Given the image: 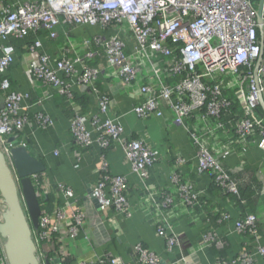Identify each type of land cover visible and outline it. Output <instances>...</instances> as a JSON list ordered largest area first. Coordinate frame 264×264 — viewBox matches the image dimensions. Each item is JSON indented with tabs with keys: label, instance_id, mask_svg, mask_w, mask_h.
Segmentation results:
<instances>
[{
	"label": "built area",
	"instance_id": "built-area-1",
	"mask_svg": "<svg viewBox=\"0 0 264 264\" xmlns=\"http://www.w3.org/2000/svg\"><path fill=\"white\" fill-rule=\"evenodd\" d=\"M260 1L35 0L2 5L0 150L19 191L20 178L11 150L24 147L30 152L21 136L29 122L46 129L53 126L54 120L43 110L30 117L22 104L26 95L11 87L6 72L15 57L12 40H22L40 31L54 40L58 37V28L68 25L100 27L109 34L85 37L83 55L76 53L71 45L59 58H52L42 50L43 44L38 38L24 47L28 74L34 81L53 87L70 104L74 103L71 79L95 95L96 113L88 116L75 111L70 119L75 145L79 148L98 145L107 149L118 143L131 172L143 183L149 168L160 156L142 138L124 136L118 117L111 113L109 96L95 84L101 70L89 62L101 57L122 87L137 89L139 100L133 107L135 114L147 120L161 118L168 112V121L183 127L196 148L197 172L208 173L220 194L239 198L240 188L231 170L225 167L224 158L228 154L243 153L251 145L264 151V0L261 22H258ZM47 96L42 93L38 102L42 103ZM235 106L238 111L233 110ZM175 163L180 165L185 161L177 157ZM179 169L175 166L170 176L175 184L173 191L164 189L158 191V199L155 195L152 197L157 206L167 211H173L179 203L193 209L202 203L200 192L191 182L182 180ZM29 178L40 206L38 225L32 228L37 258L40 264H65L74 255L75 239L83 230L86 212L77 204V193L69 185L51 184L45 171ZM85 195L94 199L101 211L112 209L122 217L132 215L127 177L111 174L105 160L99 167L97 183ZM229 218L227 212L219 214L220 220ZM259 224L257 213L237 217L235 231L251 236L252 241L235 256H219L213 264H258L256 254L264 259ZM155 225L157 235L165 239L167 251L181 249L183 240L178 233L167 232L161 222ZM3 245L0 235V264H8ZM198 245L224 250L227 242L215 230L206 229ZM132 251L144 264H173L164 262L140 243L132 245ZM181 257L183 260L185 255ZM77 264L126 263L104 254Z\"/></svg>",
	"mask_w": 264,
	"mask_h": 264
},
{
	"label": "crops",
	"instance_id": "crops-1",
	"mask_svg": "<svg viewBox=\"0 0 264 264\" xmlns=\"http://www.w3.org/2000/svg\"><path fill=\"white\" fill-rule=\"evenodd\" d=\"M21 1L35 0H0V7ZM58 33L54 40L48 39L42 31L36 35L30 34V39H25V42L13 39L15 57L6 75L13 90L26 95L22 104L27 108L30 117L43 110L54 120L53 126L46 129H39L29 122L23 128L21 136L27 141L30 152L45 163L49 182H63L73 188L77 193V204L86 212L83 230L75 239L74 255L70 264L104 254L116 257L126 264H144L132 251V245L137 243L156 253L166 263L213 264L219 256L231 258L245 246L248 247L252 237L237 233L234 220L250 212L257 213L259 217V242L264 245V193L261 190L264 186V151L256 145H251L243 153L228 154L224 158V165L231 170L244 194H241V201L220 194L213 188L208 173L197 172L196 148L183 127L168 121V112L161 118H139L133 111L134 104L139 100L137 89L122 87L113 70L105 65L101 57L89 62L101 70L95 84L99 91L109 96L112 103L111 113L118 117L124 136L142 138L155 147L160 156L149 168L148 177L143 183L131 172L118 143L107 149L98 145L89 148H79L75 145L70 134V119L75 111L86 113L88 116L96 113L95 95L71 79L74 103L70 104L71 101H66L53 87L34 81L28 74V57L24 46L38 38L42 41V50L52 58H59L71 45L76 53L83 55L86 48L82 40L85 37L106 35L109 31L100 27L73 28L62 25L58 28ZM42 93L48 96L39 103ZM2 104L3 97L0 92V106ZM54 151H58V154L55 155ZM177 157H181L185 163L176 164ZM102 160L107 162L111 174L127 177L128 202L132 212L130 217H122L112 209L101 211L96 201L85 195L87 189L99 179ZM76 163L77 167L74 166ZM175 166L180 168L182 180L191 182L200 192V206L193 209L179 203L173 211H167L153 202L154 195L158 199V191H173L175 184L170 176ZM59 202L62 203L63 200L59 198ZM222 212L230 215L229 220L219 219ZM160 222L167 232L171 230L180 235L183 240L181 249L166 250L164 237L156 233L155 223ZM206 229L215 230L226 240L227 247L224 250L209 246L199 247L200 236ZM182 255L185 257L180 260ZM255 260L258 264H264V259L258 254Z\"/></svg>",
	"mask_w": 264,
	"mask_h": 264
},
{
	"label": "water",
	"instance_id": "water-1",
	"mask_svg": "<svg viewBox=\"0 0 264 264\" xmlns=\"http://www.w3.org/2000/svg\"><path fill=\"white\" fill-rule=\"evenodd\" d=\"M262 3L263 0L257 12L258 22H261ZM11 154L20 178V191L0 150V200L4 204L0 235L4 239V251L8 264H40L32 237V228L38 225L40 206L29 176L45 171L46 165L24 147H14Z\"/></svg>",
	"mask_w": 264,
	"mask_h": 264
},
{
	"label": "trees",
	"instance_id": "trees-1",
	"mask_svg": "<svg viewBox=\"0 0 264 264\" xmlns=\"http://www.w3.org/2000/svg\"><path fill=\"white\" fill-rule=\"evenodd\" d=\"M252 3H255V2H258V0H250ZM25 39H30V38H25ZM25 39H23V40H19V41H24L25 42ZM16 41V40H15ZM27 42V41H26ZM28 42H29V40H28ZM23 43V42H22ZM236 107L237 106H235V107H233V110L234 111H238L237 109H236ZM231 174V176H232V178L234 179V180H236V178H234V176H233V174L232 173H230ZM216 186L215 185H213V188H215ZM259 188V187H258ZM261 189V188H260ZM262 190V189H261ZM241 194H244V191H242V188H240V190H239V198H238V195L236 196V195H234V196H231V198L232 199H234V200H236V201H240L239 199H240V197H241ZM1 202V201H0ZM4 208V204L3 203H0V209H3ZM71 263V260H69V261H66L65 262V264H70Z\"/></svg>",
	"mask_w": 264,
	"mask_h": 264
},
{
	"label": "rangeland",
	"instance_id": "rangeland-1",
	"mask_svg": "<svg viewBox=\"0 0 264 264\" xmlns=\"http://www.w3.org/2000/svg\"><path fill=\"white\" fill-rule=\"evenodd\" d=\"M1 201V200H0ZM0 203H2V202H0Z\"/></svg>",
	"mask_w": 264,
	"mask_h": 264
}]
</instances>
